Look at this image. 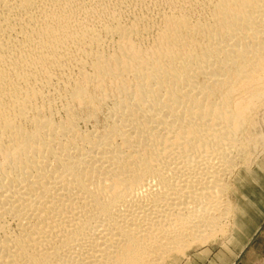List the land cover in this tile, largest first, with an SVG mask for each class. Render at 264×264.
Listing matches in <instances>:
<instances>
[{"label": "bare ground", "instance_id": "1", "mask_svg": "<svg viewBox=\"0 0 264 264\" xmlns=\"http://www.w3.org/2000/svg\"><path fill=\"white\" fill-rule=\"evenodd\" d=\"M262 107L264 0H0V264L221 234Z\"/></svg>", "mask_w": 264, "mask_h": 264}, {"label": "rangeland", "instance_id": "2", "mask_svg": "<svg viewBox=\"0 0 264 264\" xmlns=\"http://www.w3.org/2000/svg\"><path fill=\"white\" fill-rule=\"evenodd\" d=\"M260 111V110H259ZM264 107L259 114L264 122ZM260 142L256 141L252 150L243 157L232 186V209L225 231L210 239L193 242L188 249L173 253L166 264H257L259 255L247 257L250 249H245L259 225L264 227V124ZM263 131V132H262ZM258 137V138H259ZM258 140V139H256ZM258 140V141H259ZM259 143V144H258ZM263 143V144H261ZM255 151V152H254ZM258 153H257V152ZM257 153V154H256ZM253 154V156H252ZM247 160H246V159ZM249 158V160H248ZM243 163V164H242ZM256 238V237H255ZM255 238L250 242H255ZM249 242V243H250ZM252 243V245H253Z\"/></svg>", "mask_w": 264, "mask_h": 264}, {"label": "crops", "instance_id": "3", "mask_svg": "<svg viewBox=\"0 0 264 264\" xmlns=\"http://www.w3.org/2000/svg\"><path fill=\"white\" fill-rule=\"evenodd\" d=\"M264 220L261 222L263 223ZM256 237V238H255ZM255 238V242H250L252 239ZM251 240L246 244L244 247L245 249H250V251L247 254V257H252V256H258L259 254V262L257 264H264V227L259 225L258 229L254 233V235L251 237ZM253 243V245H252ZM246 249V250H247Z\"/></svg>", "mask_w": 264, "mask_h": 264}]
</instances>
